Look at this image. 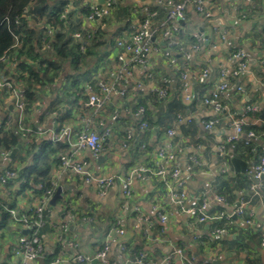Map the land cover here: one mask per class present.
<instances>
[{"label": "crops", "instance_id": "1", "mask_svg": "<svg viewBox=\"0 0 264 264\" xmlns=\"http://www.w3.org/2000/svg\"><path fill=\"white\" fill-rule=\"evenodd\" d=\"M104 2L46 0L49 11L62 9V23L55 27L49 23L51 17L48 13L41 14L38 5L29 4L24 29L36 33L35 48L42 58H52L58 64L54 81L32 87L31 100L24 95L26 82L16 73L17 79H11L4 76V70L0 71V79L11 81L24 95L28 110L26 122L34 132L30 143H33L32 153L27 154L30 144H25L16 132L10 131L16 133L17 145L10 149V153L15 151L8 162L0 160V172L9 165L17 171L36 166V172L27 174V179L18 180L17 176L8 185L0 186V203L19 213L38 205L42 191L38 188L40 182H35L43 175L51 189V197L43 209V225L38 231L43 255L32 264H44V258L53 257L60 248L67 258L63 264H101L97 259L78 263L74 257L77 254L95 256L108 241L110 264H131L137 252L143 253L151 264H165L163 260L174 246L182 247L187 256L200 264H264V245L261 244L264 236V180L261 197L251 200L247 208L249 212L243 218L233 216L198 222L171 203L162 182L154 175L135 178L129 199L122 198L118 184L110 187L104 196H99L95 186L85 184L82 178L61 167L59 156L71 155V151L69 148L64 153L54 152L57 145L50 132L54 130L59 134L60 130L67 128L74 138L84 130L101 133L110 128L112 134L105 139L103 151L97 157L87 150L77 151L72 156L76 162L87 164L95 176L124 175L134 168L154 169L157 165L168 167V162L158 159L157 151L175 147L180 180L184 181L187 193L185 207H196L204 200L209 212L230 214L239 196H249L251 183L246 172L264 146V0H212L207 18L187 7L185 21L179 23V31L171 38L184 46L190 58H179L173 66L163 56L168 40L164 36L169 26L166 17L168 0H114L106 18L87 20L85 8L93 3L101 6ZM145 8L156 13L148 30L151 44L158 51L150 54L145 68L131 64V76L117 80L116 57L122 52L116 43L128 41L139 30ZM75 33L81 36L75 39ZM194 34L200 36L197 52L190 49ZM57 35L62 36L66 48L80 46L81 50V47H87V53H82L83 62L79 69L76 70L72 63L71 53L56 55L54 43ZM87 35H90L88 40ZM238 49L244 51L246 68L235 78L227 79V89L220 95L223 109L212 112L197 101V97L209 94L225 81L221 78V70L229 75L237 67L239 60L232 59L230 54ZM13 50L11 63L14 66L6 67L11 71L17 63L16 50ZM39 63L35 68L40 66ZM204 68H209V77L199 83L196 77ZM148 72L152 73L151 78H147ZM181 74H185V80ZM105 80L114 84L117 90H124L125 95H112L102 109L95 111L86 105L88 93L84 85ZM137 83L142 87L136 88ZM154 87L165 88L166 97L161 99L151 94ZM185 95L191 101H185ZM7 99L8 95L0 96V132L4 112L12 110L3 109L9 102ZM139 106L145 110L142 118L136 115ZM248 106L257 110L248 112ZM115 114L116 118L112 120ZM86 118L88 123L84 122ZM234 119L243 121L244 132L230 144L226 139L233 135L231 123ZM141 120H145L151 130L140 133L135 127ZM207 120L216 121L211 129L204 128L203 123ZM168 129L174 131L171 138L167 135ZM129 130L133 132V141L123 148ZM247 130L253 131L254 137L248 138ZM141 144L145 145L144 149L140 148ZM220 146H224L223 152L219 151ZM176 148L180 149L179 152ZM190 156L197 159L198 165L189 164ZM233 159L245 165V172L235 171ZM27 180L28 187L22 188ZM58 188L61 189L60 197L51 205L50 200ZM217 197L222 201L218 202ZM154 206L165 212V225L158 222L152 210ZM247 219L251 220L250 224L245 223ZM60 225H66L67 232H62ZM116 228L124 229L122 237L115 234ZM216 229L222 232L213 236ZM27 234L26 229L8 220L0 229V264L18 262L12 248L19 237ZM111 239L114 242H110ZM122 244L127 247L125 251L121 250ZM170 264H181V260L176 256Z\"/></svg>", "mask_w": 264, "mask_h": 264}, {"label": "built area", "instance_id": "2", "mask_svg": "<svg viewBox=\"0 0 264 264\" xmlns=\"http://www.w3.org/2000/svg\"><path fill=\"white\" fill-rule=\"evenodd\" d=\"M114 0H105L103 5H98L97 3H93L88 5L85 8L87 11L86 19L87 20H101L106 18L110 10ZM212 4V0H168L167 6V21L168 28L164 32V36L168 37L167 40V48L163 52V56L167 58L168 64L173 66L176 65L179 58L187 60L190 58V54L185 50L184 46L181 45L178 40L171 38V35L175 32L179 31V23L185 21L186 18V8L192 7L193 10L203 17H209V6ZM144 19L141 27L135 33H133L128 41L126 42H117L116 46L121 50L122 53H119L116 57L118 62V67L116 71V79L122 80L123 77L129 78L131 73L129 71V66L131 64H135L137 66H141L143 68L146 67L148 58L150 54L157 52L158 48L151 44V33L149 32V24L153 17H155L156 13L145 8L143 10ZM28 14V7L23 10L22 16H26ZM15 24L18 25L19 21L16 20ZM81 35L75 33L73 38L77 39ZM194 42L191 43L190 49L192 52L199 51V40L200 36L198 34H194L193 36ZM87 40L90 39V35H87ZM15 45L20 46V41L17 37H15ZM86 47H81V51L84 52ZM232 59L239 60V63L235 69H233L229 75L225 72V70H221V78L225 79L222 83L218 84L213 90L210 91L209 94L197 97V101H199L203 106L208 107L212 112H220L223 109V105L220 100V95L227 89V79L235 78L238 74H240L245 68V54L244 51L238 49L230 54ZM0 61L7 66L13 67L14 64L9 61V56L7 53H4L0 58ZM210 70L209 68H204L201 70L199 75L196 77L197 82L203 83L209 77ZM152 73H147V78H151ZM181 78L183 80L186 79L185 74H181ZM141 84L137 83L136 88H140ZM85 91L88 93V98L86 105L92 107L96 110L102 109L105 102H107L112 95L118 94L120 96H124V90H117L114 84L106 82V81H97L96 83H86L84 85ZM4 92V93H2ZM150 93L153 95H157L159 98L166 97V89L163 87H154L150 90ZM4 94V96L8 95L9 102L4 105V110L12 109L10 112L5 111L4 116L1 120V130L4 131H13L16 132L21 140L25 144H30L33 139V130L26 122V112H27V103L24 99L22 93L16 88V86L11 83V81H7L5 79H0V96ZM184 100L189 102L191 98L187 95L184 96ZM256 107L248 106L246 107V111H256ZM144 108L142 106L137 107L136 115L142 116L144 115ZM116 114L111 117L112 120H115ZM179 121L181 118L177 117ZM85 123H88L89 120L84 119ZM215 120H207L203 123L205 129H211L215 125ZM233 128V135L229 136L226 139L227 143H232L237 135H240L244 132V123L241 119H234L231 123ZM140 133H143L146 130H149V125L145 120H141L137 127H135ZM61 133H57L54 130H51L52 140L56 143L60 140L65 139L68 144L71 155L64 154L59 156L60 165L63 169H68L72 174L79 176L82 178L85 184L95 186L97 193L99 196H104L110 187L118 184L120 186L121 196L123 199H129L132 196V182L135 178H142L144 175H154L157 176L163 184L164 189L167 192L168 198L171 203L177 207V209L184 212L188 217H194L198 222L205 221H215L217 219H229L230 217L236 216L239 218H243L245 213L248 211V207L250 206L251 200L254 198L261 197V189H262V176L264 175V146L259 152L257 159L252 164V167L246 172V177L250 181V187L248 190L249 196L241 195L238 197V201L236 206L233 208L230 214L220 213H212L209 212L207 204L204 200H201L196 207L186 208L184 202L187 198V193L185 191V183L183 180H180V168L178 163L176 162L175 150H163L160 149L157 151V157L159 160L163 159L169 163L168 167H163L157 165L154 169L149 168H134L129 170L124 175H109V176H95L88 169L87 164L76 162L72 156L77 151L87 150L94 157L98 156L103 151L104 141L106 138L111 136V129L105 128L101 133L89 132V131H81L74 138H71L69 129L60 130ZM167 135L169 138L173 137L174 131L168 129ZM248 138L254 137V132L251 130H247L245 132ZM262 138L264 141V129L262 132ZM133 141V132L131 130L126 132V138L124 143L122 144L123 148H125L130 142ZM248 144V142H246ZM177 147V146H176ZM141 149L145 148L144 144L140 145ZM177 152H179V148H176ZM224 146L219 147V151L223 152ZM10 151L1 150L0 151V160L2 162H8L10 158ZM189 164L198 165L197 159L194 156H190L188 158ZM189 165L187 166V170H189ZM223 171V170H222ZM17 178V172L14 169L7 168V166L0 172V186H5L10 180ZM38 188L42 191V198L38 205L28 207L26 211L17 212L14 208L4 206L0 203V210L4 209L9 214V221L15 225L26 229L29 232L27 236H21L17 239L15 246L12 248L13 255L18 259L16 264H32L35 260L40 259L42 257L43 248L40 242V238L38 235L39 229L43 225V209L45 204L48 203L51 197V189L46 188L44 184H38ZM216 200L218 202L222 201V198L217 197ZM153 213L155 214L158 222L160 224L165 225L167 222V218L165 212L161 207L154 206L152 208ZM134 211H138V208H134ZM249 212V211H248ZM249 216L251 214L249 213ZM251 220L247 219L245 221L246 224H250ZM151 227V225H149ZM59 229L62 232H67L66 225H60ZM114 232L117 236H123L125 231L122 228L114 229ZM222 231L216 229L212 232L213 236H218ZM110 242H114V239H111ZM108 244L109 241L104 244L103 248L99 250L95 256H87L82 254H77L74 257V261L78 263H89L93 259H97L101 261V264H110L107 259L108 252ZM261 244L264 245V236L261 237ZM125 244L121 245V250L125 251ZM179 257L181 260V264H200L192 257L187 256L184 249L182 247H171L170 251L166 254L163 262L165 264H170L171 260L174 257ZM67 261L66 253L63 248L58 249L54 258H52L47 264H63ZM131 264H151L145 255L141 252H137L133 255L131 260Z\"/></svg>", "mask_w": 264, "mask_h": 264}, {"label": "trees", "instance_id": "3", "mask_svg": "<svg viewBox=\"0 0 264 264\" xmlns=\"http://www.w3.org/2000/svg\"><path fill=\"white\" fill-rule=\"evenodd\" d=\"M31 3L38 5L39 12H41V14L48 13L50 15L51 18L49 23L53 26L62 23V19L60 17L62 9L58 8L49 11L46 0H0V58L4 53H7L9 61H11L14 51L13 49H15L17 60L16 68L13 71L7 69V65L0 61V71L4 70V76H8L11 79H17L14 74L16 73L19 79L27 83L24 94L27 100H31L33 97V92L31 91L32 87H35L36 85L44 86L47 83H52L58 73L57 62L52 58H42L41 54L35 48L37 44L36 33L32 30L24 29L25 24L22 13L23 10ZM84 13L87 14V11H84ZM16 20L19 21L18 25L15 24ZM15 37H17L20 41V46L18 48L13 47L16 42ZM62 42V36L57 35L54 43L55 51H57L56 55L64 56L65 52L71 53V61L75 64V69H79V65L83 62L81 58L82 53H84L87 49H85L84 52H81L80 46L75 48H66L67 45ZM85 53H87V51ZM37 63H39L40 66L35 68ZM55 144L57 145V151L54 152L64 153L69 149V147L66 146V142L63 140H60ZM16 145V133H11L10 131L2 132L1 130L0 151H10V149ZM32 146V144L28 145L27 154L30 152L32 153ZM8 168L13 169L11 165H9ZM14 170L17 172L19 180L22 178L27 179L25 178L27 174L29 175L36 172V166L30 165L20 171H17L16 169ZM28 181L29 180H27L26 184L22 185V188L28 187ZM36 181L44 184L46 188H49V183H47L45 175ZM8 183L6 185H8ZM0 212V229H2L9 220V214L4 209H1ZM55 255H53V257H55ZM53 257L44 258L46 259L44 264H47Z\"/></svg>", "mask_w": 264, "mask_h": 264}, {"label": "water", "instance_id": "4", "mask_svg": "<svg viewBox=\"0 0 264 264\" xmlns=\"http://www.w3.org/2000/svg\"><path fill=\"white\" fill-rule=\"evenodd\" d=\"M99 1L102 2L103 0H99ZM14 151L10 154V157H13ZM232 165H233L236 172H242V173L245 172V165L243 163H241L239 160L233 159ZM262 180H264V175L262 176ZM60 194H61V189L58 188L56 190V192L54 193L52 199L50 200L51 205H53L55 200L60 197Z\"/></svg>", "mask_w": 264, "mask_h": 264}, {"label": "bare ground", "instance_id": "5", "mask_svg": "<svg viewBox=\"0 0 264 264\" xmlns=\"http://www.w3.org/2000/svg\"><path fill=\"white\" fill-rule=\"evenodd\" d=\"M144 7V6H143ZM131 18V17H130ZM140 24V23H139ZM55 27V26H54ZM128 27V26H127ZM24 32V31H23ZM131 35V34H130ZM98 36V35H97ZM159 38V37H158ZM180 39V38H179ZM189 39V38H188ZM193 39V38H192ZM113 42V41H112ZM87 48V47H86ZM206 52V51H205ZM87 57V56H86ZM135 67V66H133ZM110 74V73H109ZM162 74V73H161ZM189 76V75H188ZM138 78V77H137ZM108 79V78H107ZM86 80V79H85ZM116 80V79H115ZM106 81V80H105ZM51 85V84H50ZM142 87V86H141ZM148 87V86H147ZM50 91V90H49ZM146 92V91H145ZM200 94V93H199ZM46 95V94H45ZM24 96V95H23ZM78 97V96H77ZM119 97V96H118ZM8 100V99H7ZM80 100V99H79ZM133 103V102H132ZM188 104V103H187ZM34 108V107H33ZM40 109V108H39ZM28 111V110H27ZM134 120V119H133ZM59 121V120H58ZM151 130V129H149ZM33 144V143H32ZM68 146V145H66ZM123 149V148H122ZM97 157V156H96ZM45 173V172H44ZM19 175V174H18ZM99 176V175H98ZM23 179V178H22ZM19 180V179H18ZM38 183V182H37ZM161 184V183H160ZM1 213V212H0ZM136 213V212H135ZM144 221V220H143ZM128 241V240H127ZM60 246V245H59ZM127 248V247H126ZM138 249V248H137ZM75 252V251H74ZM111 262V261H110Z\"/></svg>", "mask_w": 264, "mask_h": 264}]
</instances>
